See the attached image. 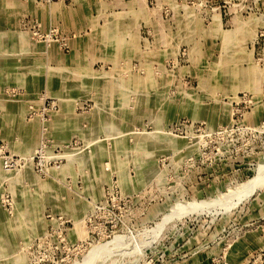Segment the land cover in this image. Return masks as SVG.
<instances>
[{"label": "rangeland", "instance_id": "1", "mask_svg": "<svg viewBox=\"0 0 264 264\" xmlns=\"http://www.w3.org/2000/svg\"><path fill=\"white\" fill-rule=\"evenodd\" d=\"M261 165L264 0H0V264H264Z\"/></svg>", "mask_w": 264, "mask_h": 264}, {"label": "bare ground", "instance_id": "2", "mask_svg": "<svg viewBox=\"0 0 264 264\" xmlns=\"http://www.w3.org/2000/svg\"><path fill=\"white\" fill-rule=\"evenodd\" d=\"M263 182H264V165H261L260 168H259L258 174L254 178L248 180V182L244 183L242 185V189L240 190L239 193H241V191H243L244 189H248V191H249V188L251 189V188H254L256 186L262 185ZM244 192L246 193L247 191H244ZM245 193H242V194H245ZM241 197H242V195H241ZM155 229H157V228H155ZM119 241H122L121 240V237H116L115 239H113L111 241H108L107 243H105V244H103L101 246H98V247L94 248L92 250V252L90 253V255L82 263H80V264H89V263H91L93 261V259L97 256L98 253L103 254V253L108 252L112 248V246H115L117 244V242H119Z\"/></svg>", "mask_w": 264, "mask_h": 264}]
</instances>
